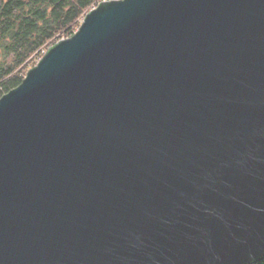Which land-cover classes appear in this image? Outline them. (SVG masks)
<instances>
[{
	"label": "water",
	"instance_id": "95a60500",
	"mask_svg": "<svg viewBox=\"0 0 264 264\" xmlns=\"http://www.w3.org/2000/svg\"><path fill=\"white\" fill-rule=\"evenodd\" d=\"M264 260V0H104L0 99V264Z\"/></svg>",
	"mask_w": 264,
	"mask_h": 264
},
{
	"label": "trees",
	"instance_id": "16d2710c",
	"mask_svg": "<svg viewBox=\"0 0 264 264\" xmlns=\"http://www.w3.org/2000/svg\"><path fill=\"white\" fill-rule=\"evenodd\" d=\"M104 0H0V99ZM256 264H264V260Z\"/></svg>",
	"mask_w": 264,
	"mask_h": 264
},
{
	"label": "rangeland",
	"instance_id": "374dc122",
	"mask_svg": "<svg viewBox=\"0 0 264 264\" xmlns=\"http://www.w3.org/2000/svg\"><path fill=\"white\" fill-rule=\"evenodd\" d=\"M82 21H83V19H81V21H80V23H79V27H80ZM77 29H78V28H77ZM36 61H37V62L39 61V57L36 59ZM37 62H36V63H37Z\"/></svg>",
	"mask_w": 264,
	"mask_h": 264
},
{
	"label": "built area",
	"instance_id": "2783aa9c",
	"mask_svg": "<svg viewBox=\"0 0 264 264\" xmlns=\"http://www.w3.org/2000/svg\"><path fill=\"white\" fill-rule=\"evenodd\" d=\"M40 59V58H39Z\"/></svg>",
	"mask_w": 264,
	"mask_h": 264
}]
</instances>
